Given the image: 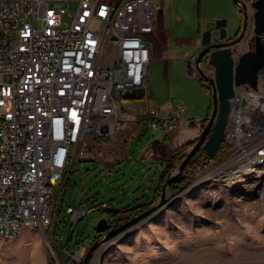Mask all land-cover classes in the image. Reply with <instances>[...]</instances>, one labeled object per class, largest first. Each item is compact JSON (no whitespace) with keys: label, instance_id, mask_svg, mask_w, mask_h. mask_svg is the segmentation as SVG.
Segmentation results:
<instances>
[{"label":"built area","instance_id":"obj_1","mask_svg":"<svg viewBox=\"0 0 264 264\" xmlns=\"http://www.w3.org/2000/svg\"><path fill=\"white\" fill-rule=\"evenodd\" d=\"M162 9L163 0H0L1 240L19 238L22 227H55L47 187H61L75 165L95 160L87 137L109 138L138 120L118 103L134 88L148 98L149 35L156 33ZM252 14L248 8L242 39L247 49ZM241 53H233L235 63ZM200 68L203 75L192 62L194 75L210 88L205 78H214V68L207 57ZM233 90L226 152L210 169L215 177L264 157V70L255 89ZM185 112L181 101L166 112L148 106L145 119L153 131L170 134ZM110 207L104 202L87 210L69 206L65 213L76 223ZM62 253L68 264L81 263L82 247L72 252L64 247Z\"/></svg>","mask_w":264,"mask_h":264},{"label":"rangeland","instance_id":"obj_2","mask_svg":"<svg viewBox=\"0 0 264 264\" xmlns=\"http://www.w3.org/2000/svg\"><path fill=\"white\" fill-rule=\"evenodd\" d=\"M73 9L71 4L70 10ZM239 11L232 0H165L164 27L172 33L169 45L166 41V47L161 48L167 54L164 51L162 58L161 52L146 76L148 101L143 97L118 103L138 118L132 132H128L129 138L117 147L115 134L110 141L94 135L87 137L88 150L95 160L75 165L61 187H47L48 204L53 207L50 215L54 222L58 219L55 230L54 225L44 229L22 227L17 240L0 239V264H68L69 258L59 252L64 247H82V263L85 252L100 236L96 231L98 222L106 219L110 225L113 217L96 210L75 223L65 213L67 207L87 210L104 202L112 208H125L136 198L152 197L164 170L161 162L168 168L173 166L168 177L177 171L179 159H184L195 141L187 143L194 144L179 157H172L187 144L175 148L169 145V139L165 145L155 144L161 132L151 129L142 111L160 101L173 102L175 108L181 101L186 107L181 118L191 116L200 121L210 116V88L188 72L187 60L182 57L186 47L175 48L173 41L181 34L191 36L193 22L204 26L213 19H225L227 36L235 38L242 27ZM219 15L222 17H215ZM158 44L155 42V46ZM235 49L248 50L243 41ZM109 156L115 164L98 160ZM222 157L210 162L201 158L191 161V183L174 195L168 187V205L164 209L102 242L88 264H264V177L250 189L240 184L222 186L210 170ZM63 191L58 214L57 202ZM161 192L157 189L155 196H161ZM159 200L160 197L156 203Z\"/></svg>","mask_w":264,"mask_h":264},{"label":"water","instance_id":"obj_3","mask_svg":"<svg viewBox=\"0 0 264 264\" xmlns=\"http://www.w3.org/2000/svg\"><path fill=\"white\" fill-rule=\"evenodd\" d=\"M232 2L240 8V13L242 14V28L239 35L234 39L229 38L226 32V20H214L200 35L199 50L187 60L189 67L194 62L196 69L201 75H203V71L200 66L204 58L207 57L208 64L214 68V78H205L210 85L211 114L206 124L202 127L197 141L188 151L177 171L166 179L161 188L162 192L158 203L116 228L109 229V223L106 219H101L98 222L96 231L103 235L89 246L81 264H88L89 258L94 255V250L102 242L120 234L122 230L130 226L138 224L149 215L161 211L168 205L165 191L172 182L180 178L185 167L191 161L198 160L202 156L215 157L223 144L230 107L229 100L234 95L233 87L247 85L253 89L256 88L259 73L264 70V0H232ZM248 8L253 11V37L249 42V49L241 53L235 63L233 53L244 37ZM143 94L142 88H134L125 92V97L127 99H135L137 96L142 97ZM102 133H107V128H104ZM145 203L139 202L124 209L110 207L102 212L109 214L130 212L141 208Z\"/></svg>","mask_w":264,"mask_h":264},{"label":"crops","instance_id":"obj_4","mask_svg":"<svg viewBox=\"0 0 264 264\" xmlns=\"http://www.w3.org/2000/svg\"><path fill=\"white\" fill-rule=\"evenodd\" d=\"M164 7H165V0H163V8ZM172 7H173V3L171 4V8ZM236 7H238V6H236ZM215 17L221 18L222 16L219 15V16H215ZM239 17H240V11H239ZM213 21H214V19L211 20L208 24H206L204 26H201V24L197 25L196 22H193V24L191 26V30H190L191 36L184 37L181 34L179 37L174 38L173 42H174L175 48L186 47L185 52L182 56L183 59L188 60L189 57L194 55L195 52L199 50V48H200V35L202 32H204L210 26V24ZM227 29L228 28H226V30ZM171 33H172L171 29H165V27H164L163 9H162V12L160 13V16H159L158 21H157L156 33L149 35V41L152 43V51H151L152 52V60L149 64L148 71H149V68L153 67L154 63H156L157 60L160 58L161 52L165 51L167 54V50L165 49V50L161 51V48L166 47L164 45V43L166 41L168 42V45H169V42H170L169 38H170ZM174 35H176V34L174 33ZM155 42H159L160 44L155 46ZM170 57H171V55H170ZM169 69H170V67H169ZM188 72L192 73L193 76L195 74V72L192 69V66L191 67L188 66ZM147 93H148V89H147ZM147 96H148V94H147ZM139 99H142V97H139V98L136 97L135 98V100H139ZM129 100H134V99H129ZM146 100L148 101V98ZM153 107L159 108L162 111L166 112V111L174 108V104H173V102L160 101L157 103V105H155ZM130 115L135 116L133 114H130ZM142 115L145 118V111H142ZM205 119L206 118H204L200 121H195L194 118L191 116H184L180 120L179 128L177 131L170 133V134H164L161 132V136L159 139L156 140L155 144H157L158 146L165 145L167 139H169L168 140L169 145L170 146L173 145L175 148H177V147H180V146L185 145L187 143L197 141V139L201 133ZM134 123H136V122H130L128 124V127L126 130H124L123 132H121L119 134H115L117 136L115 139H113L114 135H112L109 138H102V139H104V141H110L111 139H113L116 142L117 147H119L121 144L123 145L125 143V141L129 138L128 132H132L131 127H132V125H134ZM98 160L104 164H113L115 162V160L111 156H109L107 158L100 157V158H98Z\"/></svg>","mask_w":264,"mask_h":264},{"label":"trees","instance_id":"obj_5","mask_svg":"<svg viewBox=\"0 0 264 264\" xmlns=\"http://www.w3.org/2000/svg\"><path fill=\"white\" fill-rule=\"evenodd\" d=\"M241 28H242V27H240V30H239V32L237 33L236 36L239 35V33H240V31H241ZM137 98H139V97H137ZM207 119H208V118H206V119L204 120V124H203V125L206 124ZM195 142H196V141H195ZM195 142H194V143H195ZM194 143H193V144H194ZM193 144H187L186 146L181 147L180 149H178L177 151L174 152V154L172 155V157H179V156L181 155V153H183V152L185 151V149L191 147ZM225 152H226V146H225V144H222V145L220 146V148H219V150H218V153L216 154L215 157H213V158H209V157H206V156H202L201 159H202L203 161H206V162L214 161L216 157H221V156H223ZM182 159H183V157H181V158L179 159V163H178V165L181 164ZM161 164L164 166V170H163V173H162L161 176H160V179H159V182H158V186L155 188V191H154L152 197H151V196H145V197H143V198H136L135 200L132 201L131 204L127 205L126 207H129V206H131V205H134V204H137V203H139V202H142V200H144V199H145V200H148L150 203H153V204L156 203V202L158 201V199H159V197H160V194H159L158 196H155V194H156V190H157V189H158L159 191L161 190V187H162L163 183L165 182V180L167 179L168 175L170 174V172L172 171V168H173V166H171L170 168H168V166H166V165H165L164 163H162V162H161ZM192 167H193V162H190V163L185 167V169H184V171H183L181 177H180L178 180H176V181H174V182H172V183L170 184V186H169V190L171 191V194L174 195V194L178 193V192H179L184 186H187L188 184L191 183V180H189L188 174H189L190 170L192 169ZM63 193H64V192H63ZM126 207H125V208H126ZM60 212H61V208L58 209V214H59ZM133 213H134V212H133ZM127 214H132V212L127 213ZM112 217L114 218V221H113V222H115L116 219H117V217H118V215H116V214H112ZM119 224H120V221H119L117 224H115V226H116V225H119ZM55 227H56V226H55ZM55 227H54V230H55ZM54 230H53V231H54ZM69 240H70V238H69ZM69 240H68V241H69ZM67 250L70 251V252H72L74 249H68V248H67ZM59 252L62 254L61 250H60ZM62 255H63V254H62Z\"/></svg>","mask_w":264,"mask_h":264},{"label":"bare ground","instance_id":"obj_6","mask_svg":"<svg viewBox=\"0 0 264 264\" xmlns=\"http://www.w3.org/2000/svg\"><path fill=\"white\" fill-rule=\"evenodd\" d=\"M264 157L250 160L244 166L234 167L231 171H226L222 177H215V180L222 186L233 187L236 184L242 185L243 188H253L257 181L264 177ZM18 238H9V241H15Z\"/></svg>","mask_w":264,"mask_h":264},{"label":"flooded vegetation","instance_id":"obj_7","mask_svg":"<svg viewBox=\"0 0 264 264\" xmlns=\"http://www.w3.org/2000/svg\"><path fill=\"white\" fill-rule=\"evenodd\" d=\"M233 39H234V38H233ZM144 202H146V205H144V206H142L141 208L135 210L136 213H133V212L131 211L132 214H130V215H128V216H127V212H119V213H117L116 215H118V217H117V219H116L115 222H113V221H114V218H113L112 223L109 225V229H111V228H116L118 225L115 226V224H117L119 221H120V224H122L123 222H126L127 220H129V219H131V218H133V217L139 215L140 213L144 212L146 209H148V208L151 206V204L149 203V201H144ZM121 209H124V208H121ZM128 213H130V212H128ZM120 224H119V225H120ZM102 235H103V234H100L99 238H100ZM99 238H98V239H99Z\"/></svg>","mask_w":264,"mask_h":264}]
</instances>
